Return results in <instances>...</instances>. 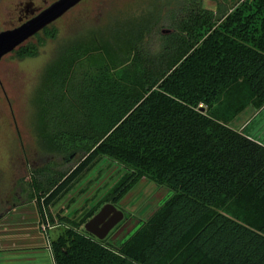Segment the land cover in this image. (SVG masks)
I'll return each instance as SVG.
<instances>
[{
  "label": "trees",
  "instance_id": "1",
  "mask_svg": "<svg viewBox=\"0 0 264 264\" xmlns=\"http://www.w3.org/2000/svg\"><path fill=\"white\" fill-rule=\"evenodd\" d=\"M206 13L170 35L178 49L145 53V25L118 21L61 46L46 67L38 143L85 159L45 205L99 156L130 169L110 200L140 179L170 192L118 247L68 228L51 244L54 264H264V145L229 126L264 107V0Z\"/></svg>",
  "mask_w": 264,
  "mask_h": 264
},
{
  "label": "rangeland",
  "instance_id": "2",
  "mask_svg": "<svg viewBox=\"0 0 264 264\" xmlns=\"http://www.w3.org/2000/svg\"><path fill=\"white\" fill-rule=\"evenodd\" d=\"M244 0H84L28 42L31 57L17 52L0 61V264H54L51 244L70 227L87 233L84 224L106 203L127 210L131 223L121 221L103 240L120 246L170 195L146 179L131 185L122 197L110 200L112 190L125 182L130 169L99 156L48 206L44 201L54 183L85 159L49 153L38 143L35 97L46 67L61 46L92 33L107 32L118 21H137L146 33L140 48L148 54L178 49L181 22L190 16L222 18ZM0 0V28L8 20ZM229 126L264 145V107L249 108ZM129 184V183H128ZM95 238L94 236H92Z\"/></svg>",
  "mask_w": 264,
  "mask_h": 264
},
{
  "label": "water",
  "instance_id": "3",
  "mask_svg": "<svg viewBox=\"0 0 264 264\" xmlns=\"http://www.w3.org/2000/svg\"><path fill=\"white\" fill-rule=\"evenodd\" d=\"M80 1L81 0H57L25 25L14 30L0 32V60L4 55L13 51L26 39L60 18ZM203 109L204 108L201 107L200 110L202 111ZM71 158L72 156L67 159L69 160ZM125 217H127V215L122 209L112 203H106L84 224V229L97 240H104L110 231L123 221ZM139 227L140 226H138L137 229ZM133 233L134 231L131 235Z\"/></svg>",
  "mask_w": 264,
  "mask_h": 264
},
{
  "label": "flooded vegetation",
  "instance_id": "4",
  "mask_svg": "<svg viewBox=\"0 0 264 264\" xmlns=\"http://www.w3.org/2000/svg\"><path fill=\"white\" fill-rule=\"evenodd\" d=\"M56 1L57 0H9V2L11 3V8L10 7L5 8L6 13L8 15L7 16L8 20L0 28V32L14 30V29H17V28L25 25L26 23H28L29 21H31L32 19L37 17L43 10H45L47 7H49L52 3L56 2ZM82 1H84V0H81L77 5H79ZM77 5H75V6H77ZM74 7H72V8H74ZM47 27H45L41 31L37 32L35 35L26 39L24 42H22L13 51H11L9 53L17 52L19 49H21L23 47H27L28 45H30L31 43H29L28 41L30 39H32L33 37H35L40 32L44 31ZM9 53H7V54H9ZM117 207L122 209L124 211V213L127 215V217H125V219L123 220L124 221L123 227H126L127 223L128 224L131 223V221H130L131 218L129 217V214H127L128 212L125 208H123L121 206H117Z\"/></svg>",
  "mask_w": 264,
  "mask_h": 264
},
{
  "label": "crops",
  "instance_id": "5",
  "mask_svg": "<svg viewBox=\"0 0 264 264\" xmlns=\"http://www.w3.org/2000/svg\"><path fill=\"white\" fill-rule=\"evenodd\" d=\"M243 114V113H242Z\"/></svg>",
  "mask_w": 264,
  "mask_h": 264
}]
</instances>
